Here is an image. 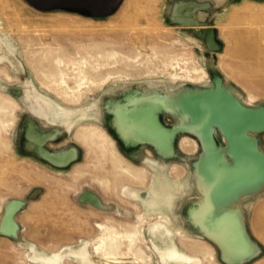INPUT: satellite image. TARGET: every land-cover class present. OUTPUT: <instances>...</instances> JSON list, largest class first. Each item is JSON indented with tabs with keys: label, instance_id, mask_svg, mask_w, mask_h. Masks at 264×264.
Returning <instances> with one entry per match:
<instances>
[{
	"label": "rangeland",
	"instance_id": "1",
	"mask_svg": "<svg viewBox=\"0 0 264 264\" xmlns=\"http://www.w3.org/2000/svg\"><path fill=\"white\" fill-rule=\"evenodd\" d=\"M152 48L168 54L173 67L183 70L189 61L200 80L173 84L167 73L174 70L162 75L152 64L151 74L82 86L78 105L46 82L55 57L131 60ZM73 69L66 67L75 92ZM216 80L264 117V0H117L111 12L98 15L0 0V264H138L136 256L144 261L139 264H264V182L239 199L250 244L242 256L230 255L198 215L205 201L223 197L208 178V163L218 152L224 158L218 165L231 159L213 128L202 175L206 147L186 128L182 111ZM158 98L180 107L156 115L172 131L167 153L121 128L120 113L134 108L132 100ZM92 128L111 141L115 159L101 145L83 143L80 132ZM247 136L264 156V127ZM165 219L169 225L159 231ZM169 233L182 256L176 262L161 253Z\"/></svg>",
	"mask_w": 264,
	"mask_h": 264
},
{
	"label": "bare ground",
	"instance_id": "2",
	"mask_svg": "<svg viewBox=\"0 0 264 264\" xmlns=\"http://www.w3.org/2000/svg\"><path fill=\"white\" fill-rule=\"evenodd\" d=\"M175 58L176 57L173 59L176 60ZM170 60L172 59L168 54L163 53V51L159 52L153 48L151 49L150 55L145 56L144 58L139 55L131 60L119 59L115 55L102 57L97 54L95 56L86 55L82 58L81 62L76 63L65 57H55L54 61L56 66L51 67L49 76L46 77V82L53 86L56 94L63 100L72 103L73 105H78L81 99L82 86L89 88H98L100 86L105 87L108 84H113V80L119 75L131 78L132 76L139 77L141 75L151 74L153 73L150 72V65L152 64L160 70L162 75L169 70H174L173 73H167L169 80L173 84L179 83L182 80H191L193 82L200 80L201 77L198 69L195 66L189 67V61L185 62L186 68L182 70L178 65L173 67ZM67 66H72L74 68L71 76L76 84L77 90L75 92L67 84ZM176 68L183 72L182 74H184V76L181 77L176 71ZM190 101L192 102L193 100ZM131 104L134 106L132 110L120 113L122 132L128 137L134 136L138 140H150L151 143L160 148L161 152L167 153L170 151L169 144L172 137V131H164L159 126L156 115L162 108L168 109L172 112L178 111L180 107L177 101L175 99L163 101L158 98L155 101L149 100L147 102L144 99H139L132 100ZM186 105H183V107L185 112L189 113ZM209 129L207 130L203 126L199 128L198 131H200L201 135L207 137L208 132L210 131ZM80 135L83 143L101 145V148L109 152L111 157L114 159L116 158L111 141L103 134V132L92 128L82 130ZM182 148L186 152H190L191 150V146L188 142L183 143ZM69 157V155H65L60 157V160L68 159ZM218 161L221 163L224 161L223 155L220 152H218V157L213 158V160L208 163L206 169L213 188L217 191L219 196L223 197L218 200L209 199L208 201H205L203 203V209L198 212V215L208 222V228L218 242L226 248L230 255L238 257L242 256L250 249V244L242 232L241 210L239 206V199L244 196V193L248 188V186L246 187L248 182H245L247 178L244 179L245 181H242V183L241 181H238L242 179H236V177L232 175L233 167L226 168L218 165ZM248 185L249 188L255 186ZM224 198H226V200H224ZM163 199L166 203V209H171L173 206V196L167 194ZM163 223V225L161 224L158 226L159 231H164L169 225L167 219H165ZM170 235L171 233H169V240L171 243H169L167 248H163L161 253L169 260H174L176 262L182 259V256L172 244V238ZM135 241L136 237L134 232L130 230V248L134 246ZM136 261L138 264L144 262L143 259L137 256Z\"/></svg>",
	"mask_w": 264,
	"mask_h": 264
},
{
	"label": "water",
	"instance_id": "3",
	"mask_svg": "<svg viewBox=\"0 0 264 264\" xmlns=\"http://www.w3.org/2000/svg\"><path fill=\"white\" fill-rule=\"evenodd\" d=\"M28 1L41 10L74 8L85 9L96 15L111 12L117 4V0ZM186 106L189 113L182 111L187 116L186 128L196 133L206 147V154L199 165L201 174L203 164L209 159L208 140L213 142L211 133L213 128H217L227 143L226 150L231 159V163L222 165L226 168L233 167L232 175L236 179H242L238 180L241 183L246 178L245 182L250 186L264 181V156L256 152L247 136V132L264 127V117L260 111L241 106L222 88L219 80H216L213 90L196 94L193 101H189ZM203 126L207 130L210 128L207 137L198 131ZM248 184L246 187H249Z\"/></svg>",
	"mask_w": 264,
	"mask_h": 264
}]
</instances>
